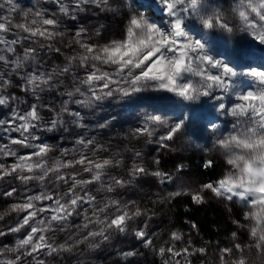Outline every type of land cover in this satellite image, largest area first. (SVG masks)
<instances>
[{
    "label": "snow or ice",
    "instance_id": "1",
    "mask_svg": "<svg viewBox=\"0 0 264 264\" xmlns=\"http://www.w3.org/2000/svg\"><path fill=\"white\" fill-rule=\"evenodd\" d=\"M29 5L0 0V110H8L0 114V181L16 182L0 191L8 201L0 264H66L129 235L160 264H264V56L247 60L251 53L229 47L242 33L264 53V0H233L227 12L215 0ZM101 17L120 19L119 38L105 37ZM156 93L172 99L144 111L119 145L102 139L116 115L87 119ZM168 103L179 111L170 114ZM222 116L230 130L221 132ZM195 129L212 134L204 151L219 152L227 171L192 185L187 165L173 160L169 170L165 157L183 160L179 141ZM144 145L153 146L149 153ZM201 166L211 170L216 161ZM142 184L157 189L150 206L123 198ZM180 198L189 209L213 201L229 213L242 207L232 220L238 231L225 246L197 245L178 229L165 239L151 227L156 206ZM141 254L135 245L114 253L122 264Z\"/></svg>",
    "mask_w": 264,
    "mask_h": 264
},
{
    "label": "rangeland",
    "instance_id": "2",
    "mask_svg": "<svg viewBox=\"0 0 264 264\" xmlns=\"http://www.w3.org/2000/svg\"><path fill=\"white\" fill-rule=\"evenodd\" d=\"M141 2H143V0H141ZM215 2L219 4L227 12L229 5L232 4L233 0H215ZM17 3L21 8H27L30 6L29 0H17ZM31 3L35 4L36 0H31ZM157 15H159V13H157ZM228 18L231 20L232 16L228 15ZM99 22L104 23L106 25V29H107V31L105 32L106 38H119L120 32L123 27L119 18L113 19L112 17H108V18L101 17ZM90 23L93 24L97 23L95 17H92L90 19ZM229 47L239 52L251 53V55L246 57L247 60L259 62L260 57L264 56V53H260L256 49L255 45H250L249 38L245 37L242 33H237L229 41ZM171 99H172L171 97H165L164 94L162 93L151 94V98L149 100H146L139 105L136 104H126L124 106L107 105L103 109H97L95 114L89 115L87 119L95 123L97 120L103 121V119L105 118H110L111 115H116L117 119L116 121H114V126L109 129L103 130L102 139L105 141L111 140L113 141L114 145H119L121 143L123 133H125L130 127H132L135 124L137 118L141 116L144 111H151V107L153 106L161 107L165 101H171ZM232 99L233 100L235 99V95L232 96ZM211 103L214 102L209 101L206 104H204L203 107L207 110ZM225 103L227 104L228 101L225 100ZM167 110L170 114L179 111V109L174 105H172L171 103H168ZM7 111H8L7 109H2L0 110V114L6 113ZM2 118H7V117L2 116ZM208 118L211 119L213 117H208ZM230 121L231 118L223 117V116L219 121H217V123H219L221 126V132H223L225 128L230 130L231 128ZM0 135H2V133H0ZM4 140H7V136H4ZM212 140L213 137L211 133L201 132L199 129L192 130L188 136L181 138V140L179 141V143L184 145V150L182 151V153H180V155L183 156L184 159L183 160L177 159L176 154H172V156L170 157L166 156L165 159L175 158L178 160L179 163L182 162L185 165H187L185 169L186 175L184 177V180L189 184L195 185L200 183L201 181H206L209 178L204 176L194 175L191 172L192 169L191 161L193 159H196L197 162L202 163L203 159L213 158L216 161L215 168L218 169L217 178H219L222 175V173L227 171L226 167L223 164V157L219 152L207 153L204 151L206 148H210L212 146ZM50 142H55V141H50ZM152 147L153 146L150 145L143 146L144 151L146 153H149ZM13 183L16 182L12 181L11 179L0 181V191H3L4 188H6L9 184H13ZM156 190L157 189L155 187H152L150 184H142L139 187L128 189L123 198L137 199L140 200L142 204L150 206L149 198L152 197V193H154ZM172 190H174V187L168 186L165 189V192ZM185 199L187 198H180L179 200H185ZM7 203L8 201H6L3 198H0V210L5 209L7 207ZM237 207L241 208L242 212H244L245 209H243L238 205ZM165 223L166 222H163L162 219L160 220L159 216L157 215L151 227L154 231L160 232L162 228H164V226L165 227L168 226ZM229 240L230 238L228 240L222 241L220 245L221 246L227 245ZM5 243H7V241H5ZM134 245L142 254L133 259L137 261L136 262L137 264H143V261H138V260L139 259L145 260L146 257L149 254H151V252L143 249L138 244H136L134 238L131 235L127 237H121L119 240H115L113 244L107 246L106 248L98 250L97 252L94 253L85 252L79 257V259L73 257L71 260L67 261L66 264H119L120 261L119 257L114 255V253L117 250L128 249ZM135 261H133V264L135 263ZM50 264H52L51 261ZM194 264H199V258L195 260Z\"/></svg>",
    "mask_w": 264,
    "mask_h": 264
},
{
    "label": "trees",
    "instance_id": "3",
    "mask_svg": "<svg viewBox=\"0 0 264 264\" xmlns=\"http://www.w3.org/2000/svg\"><path fill=\"white\" fill-rule=\"evenodd\" d=\"M168 161L167 167L169 170L172 168L173 160L179 163L175 158L165 159ZM191 172L196 176H204L209 179L217 178V168L206 170L201 166V162H197L196 159L192 161ZM189 204V200H177L171 205H157L156 211L160 220L166 222L168 226H164L160 232L165 234L168 230L178 229L185 233H192L193 240L199 245L204 241H211L213 245L217 242L228 240L232 231H237L236 226L232 224L233 219L242 218L243 212L241 208L234 206L232 212L229 213L222 205L215 201L204 206H193L191 209L186 206ZM192 220L199 225V232L193 231L188 225L187 221ZM164 224V225H165ZM145 253V252H144ZM146 254V253H145ZM135 259L131 258V264ZM143 264H160L159 257H156L153 253L149 254ZM137 261H135L134 264ZM119 264L122 262L119 261Z\"/></svg>",
    "mask_w": 264,
    "mask_h": 264
}]
</instances>
